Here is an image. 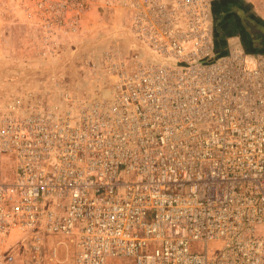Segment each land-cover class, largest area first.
Wrapping results in <instances>:
<instances>
[{"label": "built area", "instance_id": "2783aa9c", "mask_svg": "<svg viewBox=\"0 0 264 264\" xmlns=\"http://www.w3.org/2000/svg\"><path fill=\"white\" fill-rule=\"evenodd\" d=\"M54 2L74 29L121 10L137 47L108 97L0 105V264L48 238L74 264H264V51L220 54L212 0Z\"/></svg>", "mask_w": 264, "mask_h": 264}, {"label": "rangeland", "instance_id": "374dc122", "mask_svg": "<svg viewBox=\"0 0 264 264\" xmlns=\"http://www.w3.org/2000/svg\"><path fill=\"white\" fill-rule=\"evenodd\" d=\"M54 1L58 0H0V105L14 101L25 104L29 94L57 102L66 91L85 102L108 97L112 92L110 62L129 61L135 53L137 44L121 10H103L94 5L74 29L55 18L53 12L58 7L53 6ZM64 1L71 4L75 0ZM212 1L219 53L232 49L252 53L251 43L258 32L252 33L254 27L249 25L248 29L231 8L244 10L264 25V0ZM260 37L258 33L257 38L264 41ZM2 168L5 178H10L11 160L4 159ZM18 239L12 238L4 248L15 245ZM60 240L47 239L40 264H74L73 249L59 245ZM20 247L13 248L23 260L19 264H26L30 253Z\"/></svg>", "mask_w": 264, "mask_h": 264}, {"label": "water", "instance_id": "95a60500", "mask_svg": "<svg viewBox=\"0 0 264 264\" xmlns=\"http://www.w3.org/2000/svg\"><path fill=\"white\" fill-rule=\"evenodd\" d=\"M233 9L235 10V12L246 22L251 24V26L254 27V30L257 31L258 33H260L261 35H263L264 37V25L259 24V22L254 19L253 17H249L247 16L246 12L242 9H238L237 7L233 6ZM258 33H256V35H254V41H258L259 39L257 38ZM256 37V38H255Z\"/></svg>", "mask_w": 264, "mask_h": 264}, {"label": "flooded vegetation", "instance_id": "af4514ba", "mask_svg": "<svg viewBox=\"0 0 264 264\" xmlns=\"http://www.w3.org/2000/svg\"><path fill=\"white\" fill-rule=\"evenodd\" d=\"M232 9V11H234L233 10V8H231ZM247 28L249 29L250 27H249V25H251V24H249V23H247ZM252 33H255V30H254V28L252 29ZM260 38H262V37H260ZM264 41H255L254 43H251L252 44V46L254 47V48H262V47H264V43H263Z\"/></svg>", "mask_w": 264, "mask_h": 264}, {"label": "crops", "instance_id": "0c3cea01", "mask_svg": "<svg viewBox=\"0 0 264 264\" xmlns=\"http://www.w3.org/2000/svg\"><path fill=\"white\" fill-rule=\"evenodd\" d=\"M217 22V21H216ZM216 29H217V26H216ZM262 37H263V35H262ZM264 38V37H263ZM262 52V51H264V48H254V50L252 51V53H255V52Z\"/></svg>", "mask_w": 264, "mask_h": 264}]
</instances>
